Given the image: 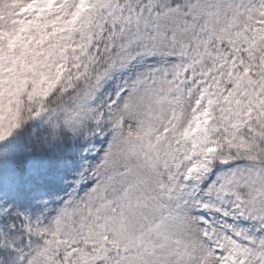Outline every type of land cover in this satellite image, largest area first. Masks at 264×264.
<instances>
[{
    "label": "snow or ice",
    "instance_id": "1",
    "mask_svg": "<svg viewBox=\"0 0 264 264\" xmlns=\"http://www.w3.org/2000/svg\"><path fill=\"white\" fill-rule=\"evenodd\" d=\"M0 264H264V0H0Z\"/></svg>",
    "mask_w": 264,
    "mask_h": 264
}]
</instances>
